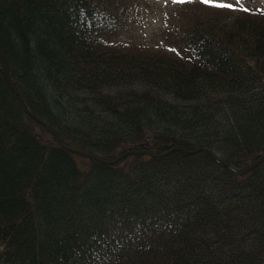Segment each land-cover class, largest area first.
<instances>
[{"label":"trees","instance_id":"trees-1","mask_svg":"<svg viewBox=\"0 0 264 264\" xmlns=\"http://www.w3.org/2000/svg\"><path fill=\"white\" fill-rule=\"evenodd\" d=\"M233 9H165L164 51L119 40L147 0H0V68L69 146L244 167L264 156V9ZM0 264H264V164L84 159L0 72Z\"/></svg>","mask_w":264,"mask_h":264},{"label":"water","instance_id":"water-1","mask_svg":"<svg viewBox=\"0 0 264 264\" xmlns=\"http://www.w3.org/2000/svg\"><path fill=\"white\" fill-rule=\"evenodd\" d=\"M0 72L6 78L11 89L18 96L26 114L31 119H33L34 121L41 124L47 131H49L53 135V137L55 138L57 144L62 149L66 150L67 152H69L71 154L82 157L84 159H89V160L95 161L97 163H100L102 165L114 166V165H118L123 160H125L129 157H133V156H147V157H151V158H158V157H166V156H169L173 153H182L186 156H194L200 152H208L214 157V159L217 162L222 164L224 167L231 169L232 171H234L236 174H238L240 176H246L249 173H251L253 170H255L256 168H258L259 166L264 164V156H261V157H257L253 162L249 163L248 165L238 168V167L232 166L231 164L224 161L222 158H220L215 152H213L210 149L198 148L195 150H188V149L181 147V146H166L165 151H163V152L158 150V149H153V150H147V149H142V148L141 149H132V150H128V151L122 153L121 155H119L115 159H112V160L104 159L103 157L96 155L94 153H91L87 150L77 148V147H72V146L65 144L55 129H53L46 122H44L42 119H40L37 115H35L33 112H31V110L26 105L21 93L13 85L9 75L4 70H2L1 68H0Z\"/></svg>","mask_w":264,"mask_h":264},{"label":"rangeland","instance_id":"rangeland-1","mask_svg":"<svg viewBox=\"0 0 264 264\" xmlns=\"http://www.w3.org/2000/svg\"><path fill=\"white\" fill-rule=\"evenodd\" d=\"M157 11L153 10L149 21L144 20L136 31L120 37L123 43L135 44L151 50L170 51L171 47L165 41L167 34L164 31V22L161 18L165 9L173 8L180 4L174 3L173 0H147ZM217 3H231L233 5H244L247 7L264 9V0H215ZM161 10V11H160Z\"/></svg>","mask_w":264,"mask_h":264},{"label":"snow or ice","instance_id":"snow-or-ice-1","mask_svg":"<svg viewBox=\"0 0 264 264\" xmlns=\"http://www.w3.org/2000/svg\"><path fill=\"white\" fill-rule=\"evenodd\" d=\"M174 3L177 4H187V3H194L196 0H173ZM200 3L205 5L219 8V9H233V5L229 3H217L215 0H199ZM234 10V9H233Z\"/></svg>","mask_w":264,"mask_h":264},{"label":"bare ground","instance_id":"bare-ground-1","mask_svg":"<svg viewBox=\"0 0 264 264\" xmlns=\"http://www.w3.org/2000/svg\"><path fill=\"white\" fill-rule=\"evenodd\" d=\"M124 161V160H123Z\"/></svg>","mask_w":264,"mask_h":264}]
</instances>
